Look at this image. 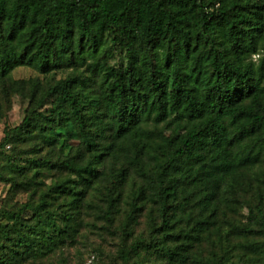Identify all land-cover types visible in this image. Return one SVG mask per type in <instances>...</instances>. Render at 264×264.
Here are the masks:
<instances>
[{
	"label": "trees",
	"instance_id": "trees-1",
	"mask_svg": "<svg viewBox=\"0 0 264 264\" xmlns=\"http://www.w3.org/2000/svg\"><path fill=\"white\" fill-rule=\"evenodd\" d=\"M261 50L264 0H0L2 92L8 82H25L12 81L16 67L53 74L42 92L38 81L28 79L35 106L26 109L0 147L37 139L28 150L36 155L38 141L53 146L77 139L80 152L76 158L64 155L59 164L77 177V186L70 177L48 187V197H62V207L59 202L50 208L41 195L10 213L21 218L18 225L0 224L8 240L0 247L17 252L0 257V264L43 257L75 241V209L87 188L99 185L105 189V217L113 218L128 190L126 215L132 220L143 205L157 207L160 221L150 226L152 244H163L156 240L161 232L179 241L161 248L170 263L190 259V247L215 222L227 178L232 186L236 170L264 164V54L258 64L250 58ZM67 69L64 77H55ZM170 123L165 135L158 125ZM0 154L6 155L1 149ZM9 157L7 167L15 171ZM29 161L51 164L37 156ZM136 176L142 178L137 184ZM173 200L182 211L191 200L198 209L188 214L191 225L177 232L170 230ZM206 207L212 210L208 214ZM254 208L260 211L261 205ZM253 210L250 206L256 220ZM26 211L33 218L58 212L62 225L43 231L29 222ZM257 246L243 244L253 252ZM228 259L213 255L202 262Z\"/></svg>",
	"mask_w": 264,
	"mask_h": 264
},
{
	"label": "rangeland",
	"instance_id": "rangeland-1",
	"mask_svg": "<svg viewBox=\"0 0 264 264\" xmlns=\"http://www.w3.org/2000/svg\"><path fill=\"white\" fill-rule=\"evenodd\" d=\"M263 54L264 50H261V52L252 54L250 58L258 64ZM68 72L69 69L57 71L55 77H64ZM52 77L51 72L43 73L29 65H22L11 71L12 81L25 79V82L19 84L8 82L7 93H3V88L0 86V141L11 128L21 122L26 109L35 106L36 97L33 101L30 100L28 79L38 81L37 92H42L44 85L48 84ZM172 124H160L158 127L162 128L165 135H168ZM36 141L37 139H25L9 143L11 146L9 148L0 147L2 152L10 156L14 166L18 167L15 171L9 169L6 155L0 154V224L2 225L9 227L14 221L18 225L21 218L15 220L10 213L17 211L25 202H38L41 195L50 201V208H55L56 204L63 202L60 199L62 197H57L54 201L48 197L52 194L49 192V185L70 177L76 181L73 183L74 186H77L79 182L70 170L59 165L64 155L74 158L79 155L80 152L76 151L77 139H70L66 145L58 142L53 146L38 141L40 150L36 155L28 153ZM34 156L41 160L46 159L51 164H31L29 158ZM109 164L105 162L104 169ZM233 176L236 180L232 186L228 184L230 178L224 182L223 190L217 200L215 222L204 233H201L200 242L190 247L193 256L185 263H170L162 255V247L173 246L179 241H172L165 238L163 233L158 232L156 240L162 239L163 244H152L151 238L153 239L155 233L151 231L150 226L153 223L155 228L160 221L157 219L156 206L143 205V209L136 213V219L132 220L126 215L131 208L130 197L126 190V193L124 192L121 196L119 209L114 208L113 218L105 217L104 203L101 202L105 196V189L99 185L95 188H87L85 199L75 209L79 226L75 241L60 244L43 257H31L25 260L20 257L12 264H203L202 261L213 255L216 258L222 255L229 258L224 264H264V164L239 168ZM133 181L137 184L142 181V178L136 176ZM126 188L127 186L124 190ZM69 200H67L69 204L67 206L71 207ZM192 201H189L190 204L187 205L186 211L177 208V202L172 201L174 211L169 210L171 216H174L171 232H177L191 225L194 218L188 214L198 211L191 204ZM255 204L261 205L260 211L255 210ZM250 206L254 209L253 213H256V220H253L249 213ZM209 211H212L211 208L206 207L205 214ZM23 214L29 218L30 223L38 224V227L46 232H52L62 225V218L58 212L54 217L41 216L38 218H33L31 211ZM245 227L249 231H245ZM205 233H208V236ZM3 242L5 245L8 244L0 227V244ZM247 242L259 243L260 247L257 246L254 252L250 251L243 247V244ZM16 253L9 246L0 247L2 258L17 255Z\"/></svg>",
	"mask_w": 264,
	"mask_h": 264
}]
</instances>
